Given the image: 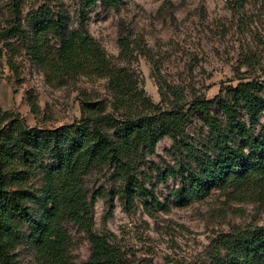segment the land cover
Segmentation results:
<instances>
[{
  "label": "trees",
  "instance_id": "1",
  "mask_svg": "<svg viewBox=\"0 0 264 264\" xmlns=\"http://www.w3.org/2000/svg\"><path fill=\"white\" fill-rule=\"evenodd\" d=\"M80 27L68 11L43 5L25 21L20 0L0 31L4 40L21 41L31 60L56 80L98 77L107 82L108 101L87 99L80 121L57 129L26 127L0 104V264H74L70 224L91 244L84 264H129L110 237L95 231L97 197L112 211L118 198L126 209L143 201L150 214L201 202L216 191L264 197V81L227 87L213 100L188 99L180 88L158 81L161 103L140 87L128 62L132 51L120 39V66L114 64L85 27L88 10L102 4L119 11L123 0H78ZM14 54L21 53L12 41ZM7 47V48H8ZM20 47V46H19ZM32 109L37 108L31 98ZM201 129L191 134L193 122ZM165 138L172 161L162 169L149 161ZM112 172L116 188L92 198L86 178ZM179 185L162 203L157 185ZM155 180V184L153 183ZM151 200V202H149ZM206 264H264V226L236 227L211 242Z\"/></svg>",
  "mask_w": 264,
  "mask_h": 264
},
{
  "label": "rangeland",
  "instance_id": "2",
  "mask_svg": "<svg viewBox=\"0 0 264 264\" xmlns=\"http://www.w3.org/2000/svg\"><path fill=\"white\" fill-rule=\"evenodd\" d=\"M119 11L98 4L87 12L85 27L117 65L124 35L132 56L128 61L139 76L140 87L154 103H161L158 81L183 90L188 99L213 100L227 87L241 82L264 81V0H123ZM27 20L33 9L63 6L73 25L80 27L78 0H20ZM13 0H0V31L11 20ZM22 51L17 55L6 43ZM21 41L4 40L0 34V104L3 111L20 118L26 127L57 129L82 118L84 101H108L107 82L98 77L56 80L31 60ZM20 46V47H19ZM8 47V48H7ZM36 103L34 111L31 98ZM260 127H264V112ZM197 122L189 133L200 132ZM173 142L162 140L151 163L166 168L172 161ZM155 184V180H153ZM92 198L115 189L112 172L86 178ZM176 180L159 184L155 193L162 203L178 188ZM151 202V200H149ZM248 226H264V197L252 192L228 196L216 191L208 199L180 206L172 199L168 210L148 212L143 201L126 209L117 198L111 211L106 199L97 197L95 231L110 237L129 264H206L211 242L222 233ZM74 264L90 257L85 233L70 224ZM20 259L33 262L22 247Z\"/></svg>",
  "mask_w": 264,
  "mask_h": 264
}]
</instances>
